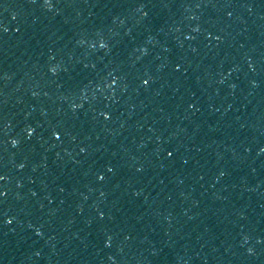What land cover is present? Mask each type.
<instances>
[{
    "label": "water",
    "instance_id": "95a60500",
    "mask_svg": "<svg viewBox=\"0 0 264 264\" xmlns=\"http://www.w3.org/2000/svg\"><path fill=\"white\" fill-rule=\"evenodd\" d=\"M52 2L0 0V264H264V0Z\"/></svg>",
    "mask_w": 264,
    "mask_h": 264
},
{
    "label": "snow or ice",
    "instance_id": "6c2138e0",
    "mask_svg": "<svg viewBox=\"0 0 264 264\" xmlns=\"http://www.w3.org/2000/svg\"><path fill=\"white\" fill-rule=\"evenodd\" d=\"M52 4H53L52 0H43V6H44V7H47L48 9H51ZM145 15H147V13H145ZM228 15L231 16L232 13H231V12H228ZM4 30L6 31L7 29H4ZM198 30H199V29H197V31H198ZM17 31H19V29H17ZM97 36L99 37V39H98V44H99V47H100L101 49H104V48H106V47H108V46L110 45V42H111V41H110V38H107V39H106L105 36H104V34H102V33H97ZM216 39L219 40L220 37L217 36ZM96 43H97V42H94L92 46H93V47H96ZM84 67L87 68L88 65H84ZM92 67L95 68L96 65H92ZM53 71H55V69H53ZM110 75H111V74H110ZM115 83H116V80L113 79V80H112V84H115ZM143 83H144V84H148L149 81H148L147 79H145V80L143 81ZM109 86H110V85H109ZM73 106L75 107L76 105L73 104ZM80 106L82 107V105H80ZM106 118H110V117H106ZM29 135H31V133H29ZM57 139H59V136H57ZM15 143H16V141H13V144H14V145H15ZM81 151H84V149H81ZM261 152H264V147L261 148ZM167 156H168V157H172V156H173V152H172V151H168V152H167ZM185 163H187V161H185ZM22 166H23V165H21V167H22ZM108 170L111 171V168H109ZM224 174H225V173H224L223 171L220 172V175H221V176H223ZM5 179H6V177H5L4 175H0V181H3V180H5ZM99 179H100V180H104V176H100ZM0 188H2V187H0ZM61 191H63V189H61ZM101 194L103 195V193H101ZM6 195H7L6 192L0 190V197H4V196H6ZM137 195H139V193H137ZM99 216H100L101 218H103L104 213H103L102 211L99 212ZM8 223H11V220H9ZM36 234H37V235H42V233L39 232V231H36ZM129 238H130V237H129ZM111 240H112V237L109 236V237H108L109 244H110ZM248 252H249V253H253V249H252V248H249V249H248ZM37 255H39V253H37Z\"/></svg>",
    "mask_w": 264,
    "mask_h": 264
}]
</instances>
